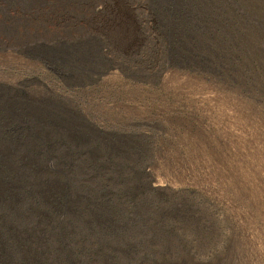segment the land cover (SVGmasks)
<instances>
[{
	"label": "rangeland",
	"instance_id": "374dc122",
	"mask_svg": "<svg viewBox=\"0 0 264 264\" xmlns=\"http://www.w3.org/2000/svg\"><path fill=\"white\" fill-rule=\"evenodd\" d=\"M5 25L0 264H264V0H0Z\"/></svg>",
	"mask_w": 264,
	"mask_h": 264
},
{
	"label": "bare ground",
	"instance_id": "6f19581e",
	"mask_svg": "<svg viewBox=\"0 0 264 264\" xmlns=\"http://www.w3.org/2000/svg\"><path fill=\"white\" fill-rule=\"evenodd\" d=\"M126 1V0H125ZM176 3V2H175ZM94 5V4H93ZM72 6V5H71ZM81 6V5H80ZM128 7V8H127ZM126 9H131V7L129 6V4L127 5ZM61 8V7H60ZM3 9V8H2ZM26 9V8H25ZM114 9V8H113ZM133 9V8H132ZM52 10V9H51ZM127 11V10H126ZM92 12L96 13L94 7L92 8ZM91 12V14H92ZM128 12V11H127ZM129 14V13H128ZM97 15V14H96ZM127 15V14H126ZM130 15V14H129ZM85 16V15H84ZM116 16V15H115ZM129 17V16H128ZM76 18V17H75ZM6 19V18H5ZM10 20V19H9ZM116 20V19H115ZM17 22V21H16ZM16 24V23H15ZM28 24V23H27ZM98 24V23H97ZM4 25V24H3ZM11 26V25H9ZM9 26H0V44H4V45H14V46H19L21 44H23V41H19L16 39H12L9 38L10 32L8 31V27ZM37 27V26H36ZM14 28H16L14 26ZM22 31V30H21ZM19 32V31H18ZM24 32V31H23ZM22 32V33H23ZM14 34V33H13ZM12 34V35H13ZM25 34V33H24ZM95 35V34H94ZM93 35V36H94ZM18 37V36H17ZM24 39V38H21ZM20 39V40H21ZM60 40V39H59ZM70 40V39H69ZM118 40H121L123 44L125 45H132L134 44V46L139 47L141 44L144 43V37L143 34L141 32V28L139 25V21L137 19H135L134 16H130L129 18H125V22H123L122 26L120 27V37ZM121 43V42H119ZM61 45V44H60ZM110 45V44H109ZM20 47V46H19ZM128 48V47H127ZM138 49V48H137ZM4 95V94H3ZM1 98V97H0ZM0 103L5 105L9 110L12 111V113H16L17 118L19 120L20 118V114L24 113H19L18 110L23 109V106H21L20 104H17L16 102H13L12 100H7V99H1ZM22 103V102H21ZM44 103V102H43ZM42 103V104H43ZM50 105V104H49ZM37 106V105H36ZM34 109H31L30 111H28L29 113L27 114V117L31 118L32 120H36L38 123V127L42 128V125H47L46 127L48 128H54V130L60 134V132H67L68 128L67 126L64 127L62 126V119H65L64 116H61L60 114H58V110H56L53 107L47 106V105H40L37 106ZM17 109V110H16ZM4 110V109H3ZM66 110V109H65ZM5 111V110H4ZM7 112V111H6ZM11 113V114H12ZM8 116V115H7ZM75 116V115H74ZM15 119V118H14ZM82 119V118H81ZM61 120V121H60ZM35 121V122H36ZM66 121V120H64ZM68 122V121H67ZM75 122V121H74ZM16 123V121H15ZM66 125V124H65ZM85 125V124H84ZM75 126V125H73ZM82 126V125H81ZM86 127V125L84 126ZM44 128V126H43ZM53 130V131H54ZM90 131V130H89ZM70 132V131H69ZM74 132V131H73ZM41 133V132H40ZM56 134V133H55ZM34 135V134H33ZM54 135V134H53ZM35 136V135H34ZM40 136V135H39ZM43 136V135H42ZM41 137V136H40ZM43 138V137H42ZM46 139V138H45ZM33 140V139H32ZM44 141V140H43ZM46 142V141H45ZM35 143V142H34ZM44 143V142H43ZM47 143V142H46ZM22 144V143H21ZM48 144V143H47ZM30 145V143H29ZM51 145V144H50ZM27 146V145H26ZM64 146V145H63ZM31 147V146H30ZM110 149V148H109ZM29 150V149H28ZM39 150V149H38ZM115 151H118L119 148L114 147ZM74 151V150H73ZM123 152V151H122ZM0 153H2L3 155H6V147L2 146L0 147ZM11 154V153H10ZM20 154V153H19ZM116 157V156H115ZM16 158V157H15ZM129 158V157H128ZM38 159V158H37ZM102 159V158H101ZM123 159V158H122ZM132 159V158H131ZM134 159V158H133ZM34 160V159H33ZM46 162V161H45ZM128 164V163H127ZM6 165V164H5ZM28 165V164H27ZM41 165V164H40ZM37 166V164H36ZM39 166V165H38ZM42 167V166H41ZM51 167V166H50ZM49 167V168H50ZM52 168V167H51ZM41 169V168H40ZM58 170V169H57ZM127 170V169H126ZM104 173V172H103ZM147 179V178H146ZM98 183V182H97ZM37 184V183H36ZM51 186H53L54 188H59L60 186L63 187L64 189L65 184L63 183H59L56 182L55 180L50 181ZM11 185V183H6L5 181H3L0 178V193L2 194L4 192V190L6 188H9ZM15 187V186H14ZM39 188V187H38ZM16 190V189H15ZM50 190V189H49ZM54 190V189H53ZM66 191V190H65ZM68 191V190H67ZM69 192V191H68ZM17 194V193H16ZM2 198V197H1ZM45 198V197H44ZM17 199V198H16ZM90 199V198H89ZM20 200V199H19ZM97 200V199H96ZM43 201V200H42ZM31 202V201H30ZM45 204V203H44ZM143 204V203H142ZM46 205V204H45ZM21 207V206H20ZM28 207V205H27ZM32 208V207H31ZM140 208V207H139ZM180 208V207H179ZM178 208V209H179ZM177 209V208H176ZM172 211V210H171ZM15 212V211H14ZM30 212V211H29ZM88 212V211H87ZM13 213V212H12ZM99 214V213H98ZM172 214V213H171ZM20 216V215H19ZM25 216V215H24ZM144 216V215H143ZM29 218V217H28ZM39 218V217H38ZM26 219V218H25ZM35 219V218H34ZM21 220V219H20ZM28 220V219H27ZM66 220V219H65ZM131 220V219H130ZM30 221V220H29ZM34 223V222H33ZM43 223V222H42ZM27 224V223H26ZM32 225V224H31ZM40 226V225H38ZM41 227V226H40ZM79 227V226H78ZM136 227V226H135ZM18 228V227H17ZM50 228V227H49ZM80 228V227H79ZM127 228V227H126ZM137 230V229H136ZM147 230V229H146ZM134 233V232H133ZM49 234V233H48ZM121 235V234H120ZM138 235V234H137ZM171 237V236H170ZM49 238V236H48ZM130 241V240H129ZM142 241V240H141ZM153 241V240H152ZM158 241V240H157ZM145 244V243H144ZM127 245V244H126ZM146 245V244H145ZM179 245V244H177ZM169 247V246H168ZM176 247V246H175ZM160 248V247H159ZM174 248V247H173ZM180 248V247H179ZM165 250V249H164ZM179 250V249H178ZM174 252V251H173ZM77 253V252H76ZM114 254V253H113ZM64 255V254H63ZM87 258V257H86ZM94 258V257H93ZM101 259V258H100Z\"/></svg>",
	"mask_w": 264,
	"mask_h": 264
}]
</instances>
